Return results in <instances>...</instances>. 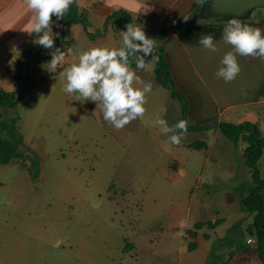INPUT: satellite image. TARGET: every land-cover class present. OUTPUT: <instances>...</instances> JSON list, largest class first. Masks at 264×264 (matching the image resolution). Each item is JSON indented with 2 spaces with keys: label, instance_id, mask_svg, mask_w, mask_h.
Returning a JSON list of instances; mask_svg holds the SVG:
<instances>
[{
  "label": "rangeland",
  "instance_id": "rangeland-1",
  "mask_svg": "<svg viewBox=\"0 0 264 264\" xmlns=\"http://www.w3.org/2000/svg\"><path fill=\"white\" fill-rule=\"evenodd\" d=\"M70 39V56L44 75L37 71L42 65L32 64L35 83L15 106L0 107V140L6 112L19 115L23 135L0 163V242L11 233L25 238L26 264H175L166 252L178 243L173 226L182 230L236 209L225 207L224 190L245 142L237 149L221 131L180 128V102L156 82L153 57L144 69L111 59L114 48L127 45L125 32L93 43L77 28ZM106 82L130 105L109 129L92 96ZM171 139H217L211 152L227 155L229 165L216 168L203 149L175 150ZM35 153L37 179L28 172ZM249 172L242 164L232 180L245 182Z\"/></svg>",
  "mask_w": 264,
  "mask_h": 264
},
{
  "label": "crops",
  "instance_id": "crops-1",
  "mask_svg": "<svg viewBox=\"0 0 264 264\" xmlns=\"http://www.w3.org/2000/svg\"><path fill=\"white\" fill-rule=\"evenodd\" d=\"M75 1L86 10L88 30L81 23L64 25V44L68 47L66 54L49 61H32L29 69L32 64H40L42 67L38 66L37 71H42L44 75L46 68L52 67L62 57L70 56V37L77 28H82L85 38L93 43H107L111 34L125 32L109 25L103 34L95 37L88 34L102 29L105 18L114 10L123 9L133 17L134 33L144 38L143 51L158 45L164 47L174 81L187 101L188 123L250 121L257 123L264 134V0ZM61 3L62 0H0V86L3 89L17 88L13 76L18 72L15 69L23 66L25 51L35 49L43 42L49 47L54 46L61 25L57 18ZM118 49L116 47L111 51L112 60ZM92 74L101 77L98 72ZM200 131L216 135L220 130L212 127ZM216 140L171 139V144L175 150L183 147L203 149L206 160L214 156L215 167L223 169L229 165L227 155H213L211 152L212 146L218 142ZM195 141L202 142L203 146H193ZM235 148L238 149L239 144ZM241 151L234 153L237 167L229 158L232 164L226 181L231 185L224 190L225 207L236 209L216 217L195 220L183 226L182 230L173 226L178 243L170 244L166 252L171 254L175 264H204L212 244L220 243V239L224 242L216 252L221 254L224 264H264L254 239L243 234L252 222V214L240 206L238 187L242 180H232L242 164H246L243 148ZM176 160L173 156L171 164ZM258 167L264 177V146ZM249 174L250 178L245 181L251 179V171ZM218 218L220 221L216 226L210 228L204 225L196 230L195 236L187 232L198 221L213 222ZM248 238L252 241L248 242ZM189 242L194 243L192 248H189ZM0 245L3 246L0 248V264H26L25 238L11 233L8 238L6 235L2 239ZM132 245L134 248L135 244Z\"/></svg>",
  "mask_w": 264,
  "mask_h": 264
},
{
  "label": "trees",
  "instance_id": "trees-1",
  "mask_svg": "<svg viewBox=\"0 0 264 264\" xmlns=\"http://www.w3.org/2000/svg\"><path fill=\"white\" fill-rule=\"evenodd\" d=\"M57 18L60 23H81L87 31L89 26L88 16L86 10L80 8L75 0H62L60 10L57 13ZM133 17L123 9L114 10L104 20L102 29L96 32L89 33L90 37H95L106 30L111 25L115 30H123L128 35V43L125 47L118 49L114 55L113 60L127 64L137 69H144L147 58L154 59V73L156 82L162 87L166 88L173 99L180 102L181 115L178 118L177 125L189 131L206 130L212 127H217L222 134L233 141L237 145L240 140L245 142L244 158L245 163L251 171V179L242 182L239 187V202L242 209L252 214V222L246 227L244 235H248L254 239L256 250L262 262L264 263V177L261 176L258 160L262 153L264 146V134L261 132L257 123L250 121H243L240 123H231L226 121H219L213 123H188L187 122V101L178 86L176 85L172 73L170 71L168 62L165 58L164 47L158 45L150 50L143 51L142 44L144 38L134 33L132 29ZM66 36L65 27L62 30L59 39H55L53 47H49L48 43H40L37 48L29 49L24 52L22 63L25 64L27 73L17 72L13 77L17 83V89L6 90L0 86V107H12L23 98L29 91L31 86L35 83L34 78L29 74V64L32 61H49L51 58L63 56L66 54V46L64 39ZM93 99L100 110L101 121L107 129L114 127L123 116L122 108L129 107V103L118 90L109 84H104L99 88L93 90ZM84 108L92 114L91 104L86 101ZM19 115H10L6 112V116L2 122V128L6 137L0 140V163H6L11 157L14 150L23 142V135L18 128ZM195 147H202V142L195 141ZM40 159L38 154H34L28 172L33 179H37L40 175ZM220 219L215 221H198L194 223L192 228L187 232L191 236L196 235V230L206 225L207 227H214L218 224ZM220 243H214L208 254L207 260L204 264H224L221 254L216 252L223 244L224 239H220ZM129 246V244H127ZM189 248L194 246L193 242H189Z\"/></svg>",
  "mask_w": 264,
  "mask_h": 264
},
{
  "label": "water",
  "instance_id": "water-1",
  "mask_svg": "<svg viewBox=\"0 0 264 264\" xmlns=\"http://www.w3.org/2000/svg\"><path fill=\"white\" fill-rule=\"evenodd\" d=\"M64 25H65L64 23H61L60 28H59V31H58V33H57V39L60 38V35H61L62 30H63V28H64ZM23 73H24V74L27 73L26 68H25V64H23Z\"/></svg>",
  "mask_w": 264,
  "mask_h": 264
},
{
  "label": "built area",
  "instance_id": "built-area-1",
  "mask_svg": "<svg viewBox=\"0 0 264 264\" xmlns=\"http://www.w3.org/2000/svg\"><path fill=\"white\" fill-rule=\"evenodd\" d=\"M247 241H248V242L252 241V238H248Z\"/></svg>",
  "mask_w": 264,
  "mask_h": 264
}]
</instances>
